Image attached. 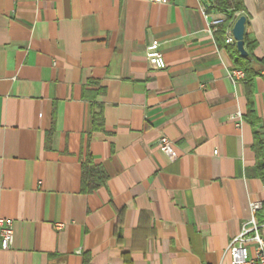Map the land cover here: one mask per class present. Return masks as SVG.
<instances>
[{"label": "crops", "instance_id": "crops-1", "mask_svg": "<svg viewBox=\"0 0 264 264\" xmlns=\"http://www.w3.org/2000/svg\"><path fill=\"white\" fill-rule=\"evenodd\" d=\"M243 4L264 133V0ZM217 18L209 0H0V264H229L264 187Z\"/></svg>", "mask_w": 264, "mask_h": 264}, {"label": "built area", "instance_id": "built-area-1", "mask_svg": "<svg viewBox=\"0 0 264 264\" xmlns=\"http://www.w3.org/2000/svg\"><path fill=\"white\" fill-rule=\"evenodd\" d=\"M151 1L168 2V0ZM207 9V5L201 7L204 14ZM237 15L238 13L235 14V16ZM223 20L222 18H217L211 22V25L216 27ZM225 42H230V44L234 43L231 25L226 30ZM159 46L160 43L157 40L150 41L146 46L145 57L148 65L153 69H163L165 67V61ZM227 75L233 83L237 80H243V77L239 74V69H230ZM231 119L235 120L238 124L242 120V115L237 113ZM159 148L169 158L174 157V144L167 137L161 136L159 138ZM260 208L261 202L252 203L250 206V219L230 238L226 248V253L229 255V264H264V236L261 235V225L256 220V214ZM12 239V220L9 218H0V248L8 249L12 243Z\"/></svg>", "mask_w": 264, "mask_h": 264}, {"label": "trees", "instance_id": "trees-1", "mask_svg": "<svg viewBox=\"0 0 264 264\" xmlns=\"http://www.w3.org/2000/svg\"><path fill=\"white\" fill-rule=\"evenodd\" d=\"M213 7L220 13L225 15L224 20L216 26L215 37L216 39L224 37L227 28L231 25L232 21L236 18L235 14L241 11H244L243 0H209ZM243 43L249 48L251 47L247 43L246 35L244 34ZM229 55L233 61L232 69H239L244 73L243 81L246 83V113L243 116V119L253 128V144L252 150L255 154V164L252 169V174L257 177L263 184L264 187V133L259 129V117L255 110L254 101L252 98V82L253 79L259 74L253 69L251 65L252 57L250 53L246 56H241L237 51L235 43H232L230 46L226 44ZM264 65V58L259 59ZM264 78V74L262 75ZM93 170V171H91ZM88 170L87 165L83 163V180L89 179V190H93L99 185L103 184L106 180V176L99 167H94V169ZM257 222L262 223V217L264 216V197L261 201V208L257 212Z\"/></svg>", "mask_w": 264, "mask_h": 264}, {"label": "water", "instance_id": "water-1", "mask_svg": "<svg viewBox=\"0 0 264 264\" xmlns=\"http://www.w3.org/2000/svg\"><path fill=\"white\" fill-rule=\"evenodd\" d=\"M245 22V16H240L236 19L232 26V36L235 41L236 49L241 56L247 55L243 45Z\"/></svg>", "mask_w": 264, "mask_h": 264}, {"label": "bare ground", "instance_id": "bare-ground-1", "mask_svg": "<svg viewBox=\"0 0 264 264\" xmlns=\"http://www.w3.org/2000/svg\"><path fill=\"white\" fill-rule=\"evenodd\" d=\"M227 43L230 44V42ZM239 74L244 78V73L241 70H239Z\"/></svg>", "mask_w": 264, "mask_h": 264}]
</instances>
